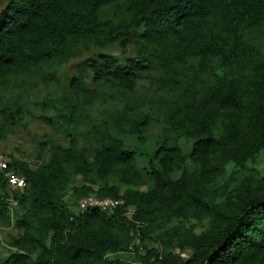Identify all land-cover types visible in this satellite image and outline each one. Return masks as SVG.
Here are the masks:
<instances>
[{
	"label": "trees",
	"instance_id": "16d2710c",
	"mask_svg": "<svg viewBox=\"0 0 264 264\" xmlns=\"http://www.w3.org/2000/svg\"><path fill=\"white\" fill-rule=\"evenodd\" d=\"M260 31L264 0H6L3 122L28 114L3 96L7 83L57 82L62 65L95 53L75 65L69 92L42 101L63 138L88 127L85 147L48 146L38 168L7 160L26 186L0 178L17 206L2 223L19 230L0 264H128L110 257L152 240L160 250L147 249L141 264H264V174L248 168L264 152ZM110 46L123 58L101 52ZM154 71L159 99L149 103L137 82ZM89 195L123 204L71 209Z\"/></svg>",
	"mask_w": 264,
	"mask_h": 264
},
{
	"label": "rangeland",
	"instance_id": "374dc122",
	"mask_svg": "<svg viewBox=\"0 0 264 264\" xmlns=\"http://www.w3.org/2000/svg\"><path fill=\"white\" fill-rule=\"evenodd\" d=\"M6 0L0 1V11L3 9ZM254 42L261 48L264 53V31L256 32L254 35ZM101 52L114 55L120 59L123 58L120 49L117 46L107 47ZM95 52L84 53L81 57L73 59L68 63L62 65L59 73V80L57 82L44 83L38 79L36 74L31 77H24L16 79L7 83L3 89V96L11 99L13 97L22 101L27 116L18 125H13L8 122H3L0 116V155L7 161H18L26 164L32 168H38L47 158L45 149L48 146L66 147L69 140H76L79 145L85 147V134L88 132L86 125L79 126L77 130L72 131L73 134L69 138H63L61 128L58 125L50 127L45 117L46 113L42 107L44 99L55 100L62 94L69 92L68 82L75 73V65L87 58ZM158 73L151 72L139 77L137 82L136 95L139 98L146 99L149 103H155L159 99L158 95L154 92L157 88ZM109 105L95 108L91 119L96 120L99 112L109 108ZM50 114V109H47ZM89 121V120H88ZM87 121V122H88ZM157 127L152 125L146 131L148 138L155 136ZM249 173L264 174V152L257 159L256 162H249ZM236 168L230 165L226 169V174L229 175ZM143 189V188H142ZM16 203L13 200V195L6 191V187H0V211L3 216H0V260L7 258L10 254L12 247V238H17L19 230L11 223L9 226L4 221V217H12L17 211ZM74 212L77 211V205L72 206ZM132 214V208L128 207L127 217ZM195 224V222H191ZM205 224H195L196 232L204 229ZM136 248L128 253H119L111 256L112 259H118L128 264H141L139 258L145 256V251L148 249H159L157 241H148L140 245L138 241L135 242ZM185 256L189 253L185 252ZM153 260V259H151Z\"/></svg>",
	"mask_w": 264,
	"mask_h": 264
},
{
	"label": "built area",
	"instance_id": "2783aa9c",
	"mask_svg": "<svg viewBox=\"0 0 264 264\" xmlns=\"http://www.w3.org/2000/svg\"><path fill=\"white\" fill-rule=\"evenodd\" d=\"M0 178L11 190H22L26 186L23 177L9 168L8 162L0 155ZM123 202L120 199L99 198L95 195L82 197L77 202V207L80 211L89 209H97L101 212H109L112 209L122 206Z\"/></svg>",
	"mask_w": 264,
	"mask_h": 264
}]
</instances>
